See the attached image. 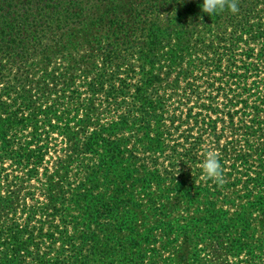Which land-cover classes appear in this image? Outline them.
<instances>
[{"label":"trees","instance_id":"obj_1","mask_svg":"<svg viewBox=\"0 0 264 264\" xmlns=\"http://www.w3.org/2000/svg\"><path fill=\"white\" fill-rule=\"evenodd\" d=\"M235 2L237 12L226 3L210 15L203 0H0V264H264L248 210L264 218V196L229 216L217 207L221 184L197 185L205 140L218 146L222 114L233 119L213 92L226 76L246 82L258 70L250 45L264 43V0ZM95 4L104 13L89 18ZM84 31L88 51L71 57L80 72L57 76L49 68L70 50L66 36ZM54 132L70 153L41 171ZM244 182L264 185V163ZM167 183L204 214L145 227L143 207ZM154 231L180 232L181 253L167 251L176 237Z\"/></svg>","mask_w":264,"mask_h":264},{"label":"rangeland","instance_id":"obj_2","mask_svg":"<svg viewBox=\"0 0 264 264\" xmlns=\"http://www.w3.org/2000/svg\"><path fill=\"white\" fill-rule=\"evenodd\" d=\"M105 8L104 5L95 4L94 8L90 10L91 13L89 18L97 17L98 15L101 16ZM89 22L90 20L88 23ZM102 30L104 29H100V31ZM65 39L67 40L70 50L66 49L62 55L54 57L53 63L49 68V70L56 68L57 76L59 74L60 76L67 75V71L73 74L79 73L80 71L74 68L71 57L78 56L88 51V33L85 31L75 37L76 41L70 36H66ZM77 41H79L78 46L76 44ZM250 46L255 49V52L249 61L252 63V67L258 70L254 71L252 74L250 73L249 78L246 82L240 84V87L233 84L232 79H228L226 76L222 83V85H224L222 86L224 92L222 91V93H220L218 90L213 92V94L218 97L221 109L230 113L233 119L227 116V113L222 114L221 118L226 122H219V127H224L225 130L223 132L224 137L218 146L214 140L209 137L205 140L207 152H215L218 158L221 156V148L226 143H228V147H230V155H227L226 159L220 162L224 182L218 187L220 193L215 196L217 207L227 209L229 216L236 215V211L242 209L244 205L246 206L249 202L256 203L261 196H264V185H254L253 183H249L250 185H248V183L244 182L248 176L254 178L258 177L261 166L264 163V101L262 102V100L259 99V97H263L264 95V43L263 41L253 42ZM73 47L80 48V53H76L74 50L71 52ZM245 47L246 46L242 44L241 49H238V51H242ZM239 57H241V55H239ZM42 65L41 61H35L33 68L37 71L36 75L40 74ZM60 76L58 78L63 81V77ZM217 77L222 76L217 73ZM221 80L222 78L217 80L216 87L221 85ZM255 81L257 85H254ZM243 87H246L248 90H243ZM202 88H204V86ZM229 99H232V105L229 104ZM187 126L188 125H184L181 129H186ZM49 141L48 144L51 148L49 149L50 151L46 153L45 163L43 164L44 168H42L41 171H43V169L45 171V168L48 166H51L52 170L57 169L60 158L66 160V155L70 153V151H68L69 144L64 135L54 132ZM243 154H249V161H243L241 158ZM71 169L73 170V168ZM40 176H42L41 180L45 179L44 175ZM202 182H204L203 178L199 177L197 179V185L202 184ZM32 185L39 186L40 183L34 179ZM170 187L171 185L168 183L161 188L157 186L154 187V195L157 197V201L154 204L155 207L153 208L149 204L143 207L145 210L144 214L149 215V219L143 220L142 217L144 214L139 217L141 221L147 223L145 227L155 225L163 219L173 218L179 219L181 223H189L188 220H190L191 217H200L204 214L206 205H201L196 199L191 198H182L183 201L177 203L175 199L176 193L173 191V188ZM193 190H195V188ZM32 202L31 200L30 203ZM248 210L253 217V225L250 233L257 230V236L263 235L262 225L264 221L261 223L264 219L263 216L260 211H258V208H250ZM241 227L242 226H240L239 229H241ZM154 233L162 241H165L166 237H169V235L171 238L176 237L173 246L168 247L167 251L172 250L174 254L178 253L179 255L183 250V238L180 232H177V234L171 233L166 236H164V233L161 231H154ZM225 236H228L227 233H225ZM191 237H194L195 242L204 243L207 235L193 231ZM256 238L258 237L254 239ZM184 264L192 263L189 261Z\"/></svg>","mask_w":264,"mask_h":264},{"label":"clouds","instance_id":"obj_3","mask_svg":"<svg viewBox=\"0 0 264 264\" xmlns=\"http://www.w3.org/2000/svg\"><path fill=\"white\" fill-rule=\"evenodd\" d=\"M232 11L237 12L238 6L235 0H203V12L212 15L216 12H222L226 6ZM202 178L223 184L222 166L218 156L213 151H208L205 159L201 162Z\"/></svg>","mask_w":264,"mask_h":264}]
</instances>
